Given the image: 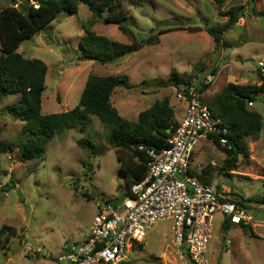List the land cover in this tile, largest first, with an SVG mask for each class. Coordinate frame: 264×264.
Wrapping results in <instances>:
<instances>
[{
    "label": "rangeland",
    "instance_id": "374dc122",
    "mask_svg": "<svg viewBox=\"0 0 264 264\" xmlns=\"http://www.w3.org/2000/svg\"><path fill=\"white\" fill-rule=\"evenodd\" d=\"M24 3L0 0V11L10 6L22 10ZM249 3L262 15L247 13L239 22L243 25L224 33L226 47L216 51L205 28H224L227 18L220 17L219 11ZM110 15L127 16L125 25L138 42L149 36L155 42L114 64L80 60V41L86 28L118 43H132L116 25L105 23L108 12L99 18L82 4L77 14L61 13L21 44L18 53L40 59L48 67L43 114L74 109L91 75L120 76L135 86L119 87L112 96L121 117L130 122H137L140 112L165 98L181 118L185 103L176 99V91L189 81L201 84L213 70L218 71L214 84L203 93L207 105L229 83L261 85L252 61L264 63V0H225L221 9L212 0H118ZM166 22H180L183 28L201 27L203 31L191 33ZM168 28L173 29L167 32ZM173 72L182 85L169 83ZM19 100L15 95L0 102V142L14 147L0 150V230L12 228L0 235V264H60L57 258L65 246L89 236L98 206L122 198L128 188L116 152L106 141L108 130L96 117L91 127H77L55 136L43 159L21 162L17 145L26 140L24 123L8 111ZM254 103L255 110L264 116V94ZM82 138L93 141L95 154L77 145ZM243 143L248 157L240 156L234 169L209 138L200 140L193 156L192 167L197 174L208 171L209 185L218 193L244 198L252 216L247 228L235 227L226 234L222 230L224 216H214L210 264H264V127L257 140L247 138ZM172 226V221L159 222L142 246L131 253L129 264H190Z\"/></svg>",
    "mask_w": 264,
    "mask_h": 264
},
{
    "label": "trees",
    "instance_id": "16d2710c",
    "mask_svg": "<svg viewBox=\"0 0 264 264\" xmlns=\"http://www.w3.org/2000/svg\"><path fill=\"white\" fill-rule=\"evenodd\" d=\"M212 1L219 9L225 3V0ZM251 2L253 3L254 0ZM82 4L99 18L108 12L105 23L116 25L120 31L131 38L132 43L129 45L118 43L86 28V35L80 41V60L94 61L102 65L114 64L127 55L138 52L145 45L155 42L152 36L138 42L134 32L125 25L127 16L110 15L116 9L118 0H25L22 10L10 6L0 11V40L3 47V53L0 55V102L6 97L20 96L19 102L14 103L8 111L24 123L23 134L26 140L17 145L20 161L23 163L43 159L47 145L55 136H60L77 127L82 129L91 127L93 117L98 118L108 130L106 141L116 152L128 188L122 198L116 201L111 200L117 202L128 197L132 185L141 182L147 176L149 158L146 151H159L166 148L168 139L174 134L179 123L175 119V113L168 98L157 100L148 109L140 112L137 122L123 119L112 104V96L119 87L133 89L135 86L126 78L113 75H91L82 91L79 104L74 109L62 113H42L48 67L40 59L25 58L18 53V49L25 40L44 30L61 13L77 14ZM247 13L254 17L262 15L257 13L256 7L250 6V3L248 6H233L226 11H219L220 17L227 18L224 28H205L213 39L216 51L226 47L223 42L224 33L236 27ZM173 28L191 33L203 31L201 27L192 26ZM173 28H168L167 32ZM164 33L166 32L161 34ZM258 71L261 77L260 86L229 83L208 104L214 116L221 119L228 129L227 138L231 149L223 147L218 137L214 135H209V139L226 154V164H229L232 169L237 166L240 156L248 157L243 140L247 138L257 140L264 127L263 114L248 106L249 102H257L264 94V72L260 69ZM216 73L217 70H213L211 75L215 76ZM176 75V72L172 73L169 83L178 87L183 83L176 79ZM186 84L190 86L193 83L189 81ZM211 85H205L202 81L197 87L201 93H204ZM77 145L95 154V144L90 138L78 140ZM141 147L143 149H140ZM13 149V146L5 147L0 142L1 151ZM207 173L208 171L203 170L198 178L209 185ZM235 200L242 208L249 209L244 198ZM261 201H264V197ZM235 227L245 229L247 225L243 223L236 226L228 219H225L222 224L225 234ZM5 230L11 231L12 228L2 227L0 235ZM139 246L141 247L142 244Z\"/></svg>",
    "mask_w": 264,
    "mask_h": 264
},
{
    "label": "built area",
    "instance_id": "2783aa9c",
    "mask_svg": "<svg viewBox=\"0 0 264 264\" xmlns=\"http://www.w3.org/2000/svg\"><path fill=\"white\" fill-rule=\"evenodd\" d=\"M258 67L264 68V63H257ZM213 81V75L203 79L205 85ZM176 99L185 103V117L166 148L146 151L147 176L132 185L128 197L99 205L89 236L65 246L58 263L129 264L131 253L155 226L172 221L176 240L190 264H210L214 216L220 214L236 226L252 221L249 209L193 175V156L200 140L214 135L223 147L231 149L228 129L214 116L196 84L178 89ZM254 105L248 103L250 108Z\"/></svg>",
    "mask_w": 264,
    "mask_h": 264
},
{
    "label": "crops",
    "instance_id": "0c3cea01",
    "mask_svg": "<svg viewBox=\"0 0 264 264\" xmlns=\"http://www.w3.org/2000/svg\"><path fill=\"white\" fill-rule=\"evenodd\" d=\"M243 19H244V18H243ZM243 19H241V20H243ZM241 20H240V21H241ZM241 25H243V24H242V23H238V24H237V26H241ZM256 68H257V67H256ZM257 71H258V68H257ZM217 73H218V71H217ZM217 73H216V75H217ZM209 75H211V74H209ZM209 75H208V76H209ZM216 75L214 76V78L216 77ZM206 77H207V76H206ZM206 77H205V78H206ZM205 78H204V79H205ZM211 84H214V81H213ZM232 84H233V83H232ZM238 85H239V84H238ZM224 87H225V86H224ZM224 87H223V88H224ZM209 89H210V88H209ZM209 89H208V90H209ZM221 91H222V90H221ZM221 91H220V92H221ZM220 92H219V93H220ZM219 93H218V94H219ZM111 101H112V104L114 105L112 99H111ZM114 106L117 108V110L119 109L116 105H114ZM171 107H172V106H171ZM254 107H255V106H254ZM254 107H253V109H255ZM172 108H173V107H172ZM173 110H174V108H173ZM174 113H175V119H176V121H177L178 123H180V122L183 120V118L185 117V113H186V105H185V110L182 111V116H181V118H177V116H176V112H175V111H174ZM203 139H207V138H203ZM212 142H213V141H212ZM195 151H196V150H195ZM194 154H195V153H194ZM192 166H193V163H192ZM192 171H193V175L196 176V177H198L199 174H197V172L195 171V169H194L193 167H192ZM200 175H201V174H200ZM46 253H47V252H46Z\"/></svg>",
    "mask_w": 264,
    "mask_h": 264
},
{
    "label": "water",
    "instance_id": "95a60500",
    "mask_svg": "<svg viewBox=\"0 0 264 264\" xmlns=\"http://www.w3.org/2000/svg\"><path fill=\"white\" fill-rule=\"evenodd\" d=\"M166 25H169L171 27H183L184 25L180 22H166ZM252 64L254 67H257V63L252 61ZM91 171V169H89Z\"/></svg>",
    "mask_w": 264,
    "mask_h": 264
}]
</instances>
